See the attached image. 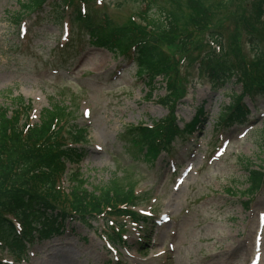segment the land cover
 <instances>
[{
  "label": "rangeland",
  "instance_id": "rangeland-1",
  "mask_svg": "<svg viewBox=\"0 0 264 264\" xmlns=\"http://www.w3.org/2000/svg\"><path fill=\"white\" fill-rule=\"evenodd\" d=\"M258 1L239 0L229 5L231 13L222 10L211 20L222 30L220 52L230 63L239 60L250 68L260 63L257 57L264 59V22L255 20ZM20 2L27 0H0V108L9 115L16 106L13 98L21 96L30 103L34 123L53 102L66 107L70 125L86 133L81 156L68 168L86 179L88 191L112 177L133 186L135 209L147 222H132L114 210L91 222L94 230L75 221V233L30 237L18 263L46 264L65 255V264H264V180L254 194L246 191L247 164L264 163V96L244 97L250 109L244 125L221 127L223 109L241 85L235 78L218 89L201 74L196 78L195 55L210 45L205 32L188 52L165 34L159 40L162 60L170 67L168 88L161 75L150 79L133 60L91 46L86 26L70 19V9L56 19L60 10L50 2L17 21ZM76 3L93 21L104 14L112 26L141 23L139 1ZM250 33L258 34L253 43L246 39ZM172 91L176 97L166 98L175 103L180 127L199 110L202 119L193 133L176 138L168 154L154 153L133 137L130 125L164 117L168 110L158 99ZM70 182L63 179L61 186L67 191ZM106 222L109 234L112 224L116 231L113 241L104 231ZM0 258L17 260L4 251Z\"/></svg>",
  "mask_w": 264,
  "mask_h": 264
},
{
  "label": "trees",
  "instance_id": "trees-1",
  "mask_svg": "<svg viewBox=\"0 0 264 264\" xmlns=\"http://www.w3.org/2000/svg\"><path fill=\"white\" fill-rule=\"evenodd\" d=\"M45 1L28 0L20 4V14L37 11ZM133 1L143 3V13L139 17L141 23L128 22L112 26L106 15L93 21L91 15L82 14L78 8H73L71 17L81 20L86 26L90 44L105 47L127 58L134 55L140 70L151 78L157 74L169 76L167 71L170 67L163 62L162 52L158 50V42L165 39L164 34L174 39L179 49L188 52L195 48L194 38L205 32L209 44L210 40L214 41L222 51V30L211 20L222 10H227L224 14L231 13L228 11L229 5H237L239 0ZM69 3L72 0L58 2L60 8L67 7ZM263 8L264 0H259L255 5L256 21L263 20ZM152 9L155 10V16ZM240 11L245 13L244 8H240ZM209 50L210 45L195 57L214 87H223L226 82L240 75L244 93L264 94L262 56L256 58L259 64L248 68L249 64L239 60L235 64L230 63L222 55L220 60L214 52L202 56ZM13 101L16 106L9 115L6 109H0V251L6 249L18 258L32 230L44 236V232H57L65 222L72 220L89 227L90 220L95 219L100 212L114 210V214L120 215L125 204L134 203L133 186L121 185L117 177L88 191L85 188L86 179L67 168V162L79 157L80 149L75 144L81 143L85 134L78 125L69 124L66 107L53 102L40 112L37 122L31 123L30 104L25 105L21 97H14ZM242 102L239 97L225 108L221 121L228 123L243 118L246 112ZM196 123H199L197 118L189 127L193 128ZM131 130L141 146L150 151L182 133L172 117V110L169 117L154 121L151 127L137 125L132 126ZM249 166L250 163L247 164ZM247 169L250 180L248 190H256L262 183L264 166ZM64 176L71 181L67 192L61 186ZM9 216L19 222V231ZM0 264L6 263L0 259Z\"/></svg>",
  "mask_w": 264,
  "mask_h": 264
},
{
  "label": "bare ground",
  "instance_id": "bare-ground-1",
  "mask_svg": "<svg viewBox=\"0 0 264 264\" xmlns=\"http://www.w3.org/2000/svg\"><path fill=\"white\" fill-rule=\"evenodd\" d=\"M65 259H66V256L63 255V256H56L55 259L51 260L49 263H46V264H65Z\"/></svg>",
  "mask_w": 264,
  "mask_h": 264
},
{
  "label": "snow or ice",
  "instance_id": "snow-or-ice-1",
  "mask_svg": "<svg viewBox=\"0 0 264 264\" xmlns=\"http://www.w3.org/2000/svg\"><path fill=\"white\" fill-rule=\"evenodd\" d=\"M85 114H87V111H86V113Z\"/></svg>",
  "mask_w": 264,
  "mask_h": 264
}]
</instances>
